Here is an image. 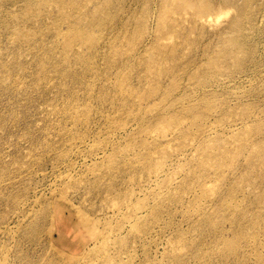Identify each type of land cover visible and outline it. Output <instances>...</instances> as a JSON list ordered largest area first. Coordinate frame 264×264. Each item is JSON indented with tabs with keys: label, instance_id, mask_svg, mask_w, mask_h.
I'll list each match as a JSON object with an SVG mask.
<instances>
[{
	"label": "rangeland",
	"instance_id": "obj_1",
	"mask_svg": "<svg viewBox=\"0 0 264 264\" xmlns=\"http://www.w3.org/2000/svg\"><path fill=\"white\" fill-rule=\"evenodd\" d=\"M242 2L0 0V264H238L237 229L264 252Z\"/></svg>",
	"mask_w": 264,
	"mask_h": 264
},
{
	"label": "bare ground",
	"instance_id": "obj_2",
	"mask_svg": "<svg viewBox=\"0 0 264 264\" xmlns=\"http://www.w3.org/2000/svg\"><path fill=\"white\" fill-rule=\"evenodd\" d=\"M254 1L255 0H246L245 4L242 2L244 4V6H241V8H240V6H238L239 9L238 8L237 9L240 10L238 14H239V16H240L241 19L242 18L243 19H250V21L252 23L255 21V18H254L255 17V12L254 11L258 7V4H257L258 2H254ZM206 4H205V6H206ZM207 5H209V4H207ZM203 6H201V7H203ZM187 7H188V5H187ZM205 8H208V7H205ZM209 8H210V6H209ZM203 9H204V7H203ZM253 12H254V15H253ZM241 19H238L237 18V20H240L239 22L242 24ZM239 22H238V24H239ZM229 45L236 46L237 48H241L242 47L241 42H238V40H231L230 39ZM242 61H240V63H242ZM241 66L243 67V65H241ZM243 220L244 219H241V221L239 223L240 227H242V228L244 227ZM252 225H256V224L253 223ZM236 232H237L236 246L231 251L227 249V251L225 252V257L226 256H229L230 253H235V258L237 259V263L238 264H250L249 262L252 261V259H255V260L252 261L251 264H264V252H262V250H260L261 244L260 245L258 244L259 241L257 239H253V238H256L257 235L254 233V237L253 238H249V240H248L249 245L252 246V249H251V252H250V251H247L245 249V247L247 246V242H245V240L243 239L244 235L248 233L247 230L240 231V230L237 229ZM61 239L63 240V238H61Z\"/></svg>",
	"mask_w": 264,
	"mask_h": 264
}]
</instances>
